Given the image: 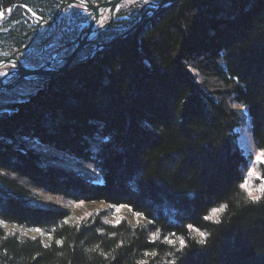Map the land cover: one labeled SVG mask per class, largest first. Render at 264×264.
I'll use <instances>...</instances> for the list:
<instances>
[{
  "label": "trees",
  "instance_id": "trees-1",
  "mask_svg": "<svg viewBox=\"0 0 264 264\" xmlns=\"http://www.w3.org/2000/svg\"><path fill=\"white\" fill-rule=\"evenodd\" d=\"M66 1L0 0V56L29 42L34 16L49 20ZM130 11L103 41L138 23L143 13ZM65 14L74 31L81 12ZM12 99L0 92V111L15 110L0 113V264H264V191L253 200L241 189L251 155L238 144L249 118L264 152V0H176ZM30 142L92 165L101 180ZM36 190L126 206L143 221L71 220Z\"/></svg>",
  "mask_w": 264,
  "mask_h": 264
},
{
  "label": "rangeland",
  "instance_id": "rangeland-1",
  "mask_svg": "<svg viewBox=\"0 0 264 264\" xmlns=\"http://www.w3.org/2000/svg\"><path fill=\"white\" fill-rule=\"evenodd\" d=\"M128 6L131 8L128 1L123 2L119 6L117 13L122 12V11L125 12V10L128 9L127 8ZM65 12H67V10H65ZM130 12L131 11H128L125 13L128 14ZM137 14H135V15H137ZM120 16L123 18L124 15L121 14ZM128 16H126V17H128ZM106 19H107V14L105 13L104 15L101 16V18L98 22V26L102 25ZM115 19L118 20L117 15H115ZM70 24H71V21L69 18L67 19V22H65V21L61 22V23L59 22L58 31L56 33V36L53 37L52 39L49 38V40H51V41H49L48 43L52 42L53 44H55V41H57V39H59L64 34V32L68 31L67 26ZM106 31H107V29L101 34V36L104 35V33ZM47 35H49V34H47ZM101 36L99 37L98 42H99V40L101 42H106V41L102 40ZM47 38H48V36H46L45 41L47 40ZM66 38L68 40L70 39L71 42H73L76 39V38H74V35L70 33V31L68 32ZM60 46H62V44H59V45L55 44V46H53V48L51 50L55 51ZM93 49H94V46H90L87 49L88 53L90 51H92ZM60 56L62 57L63 55L61 54ZM82 56L83 55H80L79 57H77V60H79L80 57L82 58ZM92 57H90V58H92ZM90 58H88L87 60H89ZM83 62H85V61H83ZM79 63H82V62H79ZM58 65H60V64L55 63L53 66H58ZM190 72L193 75H195L198 80L201 79V76L199 75V73L194 71V69L190 68ZM62 74H59V75H62ZM55 78H56V76L54 77V79ZM36 83L37 82L26 84V85L20 84L19 88H18V90L20 91L19 94L20 95L29 94V93L33 92L34 90H36L38 87H40L42 84V83H39V84L38 83L36 84ZM25 97L26 96H23L22 99H24ZM236 108L242 110L243 113H246V110L244 107H236ZM238 133H239V137H238L239 147L242 148V150L246 154L251 155V161L249 162L248 167L244 171V181L240 187L248 195V197L252 199V196L259 197L263 192L260 190V189L264 188V181L261 178V175H260L261 170L260 169H261V166L264 165V162H262V161H264V152L257 149V147L255 146V144L253 142L252 135H251V123H250L249 118H246L245 124H243L241 127H239ZM30 145L33 146L39 152H42V153L47 154V155L52 156V157H57L59 160H62L60 162V164L63 167L70 169L71 171H74L78 174H82V175H85L87 177L93 178L95 181L101 180L100 174L96 171V169L92 165L81 162L80 160L73 158V157H70V156H67L63 153H58L56 150H53L49 147H44V146L39 145L35 142H30ZM257 157H261L262 160H257ZM35 192L39 196L38 200H39V203H41V205L68 210L70 212V215H71V217H70L71 220H76V219L82 220V219L90 216L91 214L98 213V216H101L104 221L110 222V223H115V224H117L121 221H126L132 225H137L143 221L142 216H140V215L137 216L135 213H133V211L130 208H128L126 206H113V205L107 204V203L102 202V201H74V200H71V199L64 197L61 194L45 192L42 190H36ZM249 193H251V195H249ZM219 213H220V209H212L210 211V214H209L210 219L211 220L216 219L218 217ZM14 229L19 230V232L22 235H28L31 237L42 236V232L37 231V229H29V228H23V227L20 229L19 228L18 229L14 228Z\"/></svg>",
  "mask_w": 264,
  "mask_h": 264
},
{
  "label": "water",
  "instance_id": "water-1",
  "mask_svg": "<svg viewBox=\"0 0 264 264\" xmlns=\"http://www.w3.org/2000/svg\"><path fill=\"white\" fill-rule=\"evenodd\" d=\"M125 1H131L136 4H145V0H102L101 2L96 4L93 3L91 0H68L66 2L61 3L50 20L46 21L40 18V20L37 22L38 28L41 25L46 26L47 28H51L52 26L57 28L58 19L61 17L64 10L74 5H80L84 11L92 15L89 21L86 23L87 26L78 34L76 39L66 45V47H69L70 50L69 54L63 59V63L52 69H46L44 64H41L37 68L36 66L25 68L24 66H22L20 60L16 59L15 56L5 58L3 60H0V63H9L14 60V64L16 65L17 69V78L12 85L5 84L0 79V88L9 89L13 86H16L19 81L31 78L35 79L38 83H42L41 86L37 88V90H39L46 82L53 80L56 75L65 73L68 69L72 68L76 64H79V62L86 61L88 58L92 57L100 49L106 48L126 37L133 29L137 27L139 23H141L143 16H145L146 14L156 12L163 7L171 5L176 0H149L152 8L146 10L142 14L138 23L134 27L122 32L120 35L108 42H101L100 40L98 42V39L101 34L114 21H116V12L119 6ZM105 13L107 14V19L102 25L95 28V25L99 22L101 16ZM90 46H94V49L89 53L87 52L81 59L77 60V56L79 55V53ZM12 112H15V110L5 109L0 111V113Z\"/></svg>",
  "mask_w": 264,
  "mask_h": 264
},
{
  "label": "flooded vegetation",
  "instance_id": "flooded-vegetation-1",
  "mask_svg": "<svg viewBox=\"0 0 264 264\" xmlns=\"http://www.w3.org/2000/svg\"><path fill=\"white\" fill-rule=\"evenodd\" d=\"M128 3L132 9L136 10V13H139V12L144 13L146 10L152 8L150 5V2L145 3V4H143V3L142 4H136V3L128 1ZM127 8L128 9H126L125 12H128L131 10V8L129 6ZM67 9L77 10V11L81 12V14H82L81 19L78 20L76 28L74 29V31L71 28V24L67 26L68 32L70 31V33L74 35V38H76V36H78V34L87 26L86 23L91 18V14L84 11L80 5L71 6V7L66 8L65 10H67ZM65 10H64L63 14L61 15V17L58 19V24H59V22L60 23L64 22V21L67 22L68 18H67V15L65 14ZM119 13H123V11L118 12V13L116 12L118 20L114 21L113 23L119 22L123 18L126 19V18L130 17V15L128 16V14L125 13L123 18H122ZM126 16H128V17H126ZM39 20H40L39 17L34 16V18L31 21V26L34 27V31H33V36L31 37L29 42L25 46H23L22 48L15 49L13 51H9V52L1 55L0 60H3L5 58L11 57V56H15L16 59L20 60V62L22 63V66H24L25 68L35 67V66L37 68L41 64H44L46 69H49V68L52 69V68L57 67V66H53L55 63H58V64L63 63V61H64L63 59L69 54L70 48L66 47V45L71 43L70 39L69 40L67 38L61 39V37H60L59 39H57V41H55V44H57V45L62 44V46L57 48L55 51L54 50L52 51L51 49L53 48V46H55V44H53L52 42L51 43H48V42L51 41V40H49V38L52 39L53 37L56 36V33L58 31V26H57V28L54 26H52L51 28H47L46 26L41 25L38 28L37 22ZM46 21H48V20H46ZM5 22H6L5 15L3 13H0V34H3L6 32V30H4ZM96 27H98V23L95 25V28ZM47 34H49V35H47ZM46 36H48V38L45 41ZM88 48H85L83 51H81L77 57H79L80 55L84 56L88 52V50H87ZM61 54L63 55L62 57L60 56ZM79 59H81V57ZM0 73L5 74L3 76H0V79L2 80V82L5 84H8V85H12L16 81V78H17V69H16V65L14 64V60H12L9 63L8 62H6V63L1 62L0 63ZM56 76H58V75H56ZM34 82H37V81L35 79H31V78H28L26 80H21V81H19V83L16 86H13L9 89L0 88V92L9 94V96L13 98L11 103H14V104L20 103L23 96L31 95L38 90L36 89L29 94L20 95L19 94L20 91L18 90L19 85L20 84L26 85V84H30V83H34Z\"/></svg>",
  "mask_w": 264,
  "mask_h": 264
},
{
  "label": "snow or ice",
  "instance_id": "snow-or-ice-1",
  "mask_svg": "<svg viewBox=\"0 0 264 264\" xmlns=\"http://www.w3.org/2000/svg\"><path fill=\"white\" fill-rule=\"evenodd\" d=\"M148 2H149V0H145V3H148ZM3 75H5V74H4V73H0V76H3ZM233 107H243V105H233ZM257 160H262V158H261V157H257ZM262 162H264V161H262ZM260 190H261V191H264V188H262V189H260ZM249 195H251V193H249ZM252 199H253V200H258L259 197L252 196ZM136 215L139 216V213H136ZM37 231H39V230H37ZM200 236H201V241H200V243H204V237H205V234L202 232V233H200ZM165 239H167V237H165ZM57 243H60V242L58 241ZM169 243L174 244L175 241H173V240H169ZM184 245H185V241L183 240V238H181V240H180V246H181V248H183ZM146 255H147V253H146Z\"/></svg>",
  "mask_w": 264,
  "mask_h": 264
},
{
  "label": "bare ground",
  "instance_id": "bare-ground-1",
  "mask_svg": "<svg viewBox=\"0 0 264 264\" xmlns=\"http://www.w3.org/2000/svg\"><path fill=\"white\" fill-rule=\"evenodd\" d=\"M93 38V37H92Z\"/></svg>",
  "mask_w": 264,
  "mask_h": 264
}]
</instances>
